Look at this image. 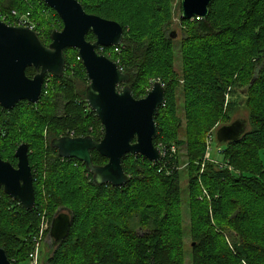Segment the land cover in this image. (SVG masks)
<instances>
[{
  "label": "trees",
  "instance_id": "obj_1",
  "mask_svg": "<svg viewBox=\"0 0 264 264\" xmlns=\"http://www.w3.org/2000/svg\"><path fill=\"white\" fill-rule=\"evenodd\" d=\"M36 1L50 10L41 0ZM77 1L81 4L79 0ZM119 1L97 0L93 5L81 6L87 14L117 22L122 27L123 43L119 47V53L110 57L107 53L101 54L115 62L123 73L129 74L128 86L134 99L144 98L145 95L142 96L143 92H140V89L149 86L152 80L151 72L158 65L165 67V72L158 81L165 88V103L154 118L157 138L153 143L158 146L159 141L165 136V140L170 144L175 140V136L168 135L169 133L160 126L167 114L172 117L175 113L172 98V89L176 82L172 70V39L169 34L167 37L163 30L171 20L169 0H150L149 7L160 19L158 30L149 34H138L136 37L125 35V26L120 20L123 16L121 17L118 12V8L121 11L125 8L119 6ZM35 10L38 9L34 7ZM208 10L205 19L181 20V25L187 29L183 39L185 51L187 47H191L190 50L193 52L198 45L211 50L214 45L221 44L223 50H231L230 56H235L234 54L239 52L243 55V60L250 63L247 65L251 66L250 81L247 85L251 87L258 85L264 92V0H211ZM9 11L28 13L31 20L38 25L40 32L38 38L47 46L54 30L44 29L42 25L44 20L36 17L31 7L19 10L16 0H0V13ZM86 40L94 41V37L89 34ZM192 55L186 53L184 59L186 72L182 80L186 93L192 97L198 95L199 102L210 106L215 112H221L225 87L233 74H230L228 68L224 78L220 79L221 71L226 67L219 66L215 70L213 65L205 63L204 59L194 61ZM227 58L228 56L224 59ZM64 59L66 64L63 76L61 78L47 76L44 84L46 88L42 89V96L37 105L20 102L11 111L0 108V111L10 114L12 120L6 128L4 125L0 126V142L4 143L9 139L10 133L14 134L13 125L18 118L23 120L27 113L33 114V110L41 104L48 108L42 116L46 140L41 139L40 152L35 150V146L27 144L35 207L31 211H26L0 191V207H4L2 211L4 214H0V248L5 251L12 264L27 263L32 248L31 240L40 222L41 213L47 212L48 220L51 222L53 215L59 209H64L73 216L69 234L49 255H44L42 263L44 261L45 264H182L180 198L173 160L164 156L161 161L150 163L140 156H125L122 167L128 176V182L122 188H113L109 185H95L84 165L74 160L59 158L51 147L50 142L53 139L70 134L72 137H91L96 142L103 137V127L85 102L88 80L81 63L77 61L76 51L65 50ZM188 60L191 61L190 64ZM228 60L229 58L225 61ZM25 74L32 78L35 72L28 68ZM252 80L253 84L250 85ZM81 85L84 86V93L80 91ZM164 121L168 122L165 119ZM206 128L197 129L195 142H192L193 139L192 143H189L190 147H193L189 154L191 161L203 157L204 146L200 145L199 137ZM250 143L264 146V121L257 130L245 132L237 142L227 143L230 149L224 150L225 155L222 158L226 169H218L208 164L207 170L202 172L199 180L202 185L197 182L196 172L191 176L189 200L192 207L202 196L205 188L207 194L199 203L206 207L204 215L200 221L193 220L192 224L194 229L191 235L194 243L191 250L192 264H239V262L264 264V218H259L257 210L250 207L255 203L264 204V167L259 153L253 152ZM227 151L230 152V159ZM233 154L237 158L235 160L237 168L241 169L239 175L227 169L228 164L233 163ZM0 157L13 166L16 165L14 155ZM91 158L95 166L107 163V160L95 151L91 153ZM74 171L78 173L74 180L77 184L76 192L80 194V189L84 188L89 196L83 197L80 201L82 205L78 208H69L65 203L67 194L64 197L60 195L59 190L73 180L70 177ZM155 186L161 187L162 197L159 202L142 196L143 191ZM195 192L198 194L195 195ZM74 202L77 203V200ZM97 206L104 208L106 211L104 213H107L98 222L117 218L122 220L123 224L110 229V234L101 232L102 230L95 224L82 226L81 230H78L81 219L82 221L88 218L94 221V218L97 219L95 213ZM5 212L11 214L9 217L12 222L9 223L14 228L7 225ZM133 224L141 229L145 228L147 233L137 235ZM175 224H178V232L174 228ZM226 237L233 243L236 257L229 250Z\"/></svg>",
  "mask_w": 264,
  "mask_h": 264
},
{
  "label": "water",
  "instance_id": "obj_2",
  "mask_svg": "<svg viewBox=\"0 0 264 264\" xmlns=\"http://www.w3.org/2000/svg\"><path fill=\"white\" fill-rule=\"evenodd\" d=\"M41 1L56 13L63 25L61 31L51 33L47 46L27 27L8 26L0 21V108L11 111L20 102L37 105L45 78H61L66 64L64 51L75 50L88 80L85 102L103 127V137L96 142L91 137L62 136L53 139L50 145L59 158L84 165L95 185L122 188L128 182L122 167L125 156H140L150 163L161 160L160 148L153 143L157 138L154 118L164 106L165 88L156 81L144 98L134 99L128 86L129 74L98 51L100 47H120L122 27L117 22L87 14L77 0ZM180 4L181 19L191 21L207 17L211 0H181ZM89 34L94 41L86 40ZM175 36V32L169 33L170 39ZM28 68L35 72L32 78L25 74ZM246 128L245 121H234L217 130L216 141L235 143ZM93 151L107 163L93 165ZM14 157L15 166L0 157V191L24 210L31 211L35 207V195L28 146L20 144ZM72 220V214L64 209L53 215L48 232L49 253L67 238ZM0 264H12L1 248Z\"/></svg>",
  "mask_w": 264,
  "mask_h": 264
},
{
  "label": "rangeland",
  "instance_id": "obj_3",
  "mask_svg": "<svg viewBox=\"0 0 264 264\" xmlns=\"http://www.w3.org/2000/svg\"><path fill=\"white\" fill-rule=\"evenodd\" d=\"M83 5H93L97 3V0H79ZM118 1V0H117ZM181 0H169V12L171 20L167 27H163L166 36L168 37L169 32H175L176 36L171 40L172 42V70L173 74H175L174 87L172 89L173 102L175 113L174 115L167 116L164 118L166 121H162V128H164L170 136H175V140L168 144L167 140H165V136L162 137V140L159 141L157 147L161 149V152L164 156L173 160L175 163V171L177 172V180H178V188H179V198H180V208H179V230L182 235L181 244H182V264H192V253L191 250L194 247V243H192L191 235L194 231L192 229L193 220H199L202 218L205 212V206L201 205L204 197H199V199L194 202V207H192L191 200H189V195L191 194L189 189V182L191 176L194 172L197 173V182L202 176V172H205L208 168V164H212L216 166L218 169L223 168L226 169V165L222 163V158L224 154V150L228 148L227 144H218L216 141V132L219 128L230 125L234 121L240 120L245 121L247 128V132H252L257 130L258 127H261V122L264 121V92L260 90L258 85L253 87L248 86L251 73V66H248L246 60H243V55L236 52L235 56H230L231 50H223L221 48V44L214 45L211 50L203 49V45L197 46L193 52H191V47H187L186 51L183 46V39L187 34V29L181 25ZM150 5V0H120L119 6H124V10L121 11L118 8V12L120 16L123 18L120 19L125 26L124 32L127 37H136L138 34H149L158 30V21L160 19L154 14ZM16 6L18 9L30 8L32 9L34 15L42 20L44 25V29L46 30H54L61 31L63 28L62 22L56 15V13L47 8H44L41 3L36 0H16ZM34 7L38 10L34 11ZM192 21V20H191ZM43 29V30H44ZM50 43V42H49ZM48 43V44H49ZM47 44V45H48ZM219 47V48H218ZM191 49V50H190ZM229 52V53H228ZM193 54V60L198 62L204 59V62L209 65H213V67L218 68L219 66L226 67L225 70L221 71L220 79H223L226 75V70L229 68L230 74H233L232 77L228 80V85L225 87L224 92V101L221 112H215L213 108L208 105L202 104L198 101V95L193 96L191 94H187L184 88L182 77L185 74V54ZM113 55V54H110ZM228 56V62L224 59ZM110 57V56H109ZM109 59V58H108ZM191 61L188 60V64ZM165 67L162 65H158L150 75V79L152 78L149 86H145L140 89V92H143L142 96H146L147 92L150 90L154 81H160V77H162V73L165 72ZM204 70V69H203ZM227 80V79H226ZM251 87V88H249ZM80 91L84 93V86H80ZM140 96V97H142ZM144 96V97H145ZM45 104H41L37 108L33 110V114H26L25 118H18L13 127L15 128L14 134L10 133V137L7 142H0V155L4 157L12 156L15 153V149L21 143L23 144H31L35 146V150L40 152L39 143L41 139L46 140V132L45 126L42 121V116L45 115L47 107ZM5 111V110H4ZM12 123L11 115L0 111V126L4 125L8 126ZM16 126V127H15ZM207 127V128H206ZM205 129L204 133L199 137L200 145L204 148L202 159L198 158L195 161H191L189 158L190 152H192V148L189 143L194 139L195 142V133L198 131L197 129ZM212 134L213 140H209L211 152L210 159L206 160V146H207V138ZM191 142V143H192ZM252 145V143H250ZM253 152L255 154L259 153V158L262 163V167H264V146H255L252 145ZM218 150L220 153L218 154ZM227 156L230 159V152L227 151ZM235 155H232L233 163L228 164L229 171L236 172L237 175L241 174V169L237 168V164L235 163ZM136 159H134L135 161ZM133 161V163H134ZM229 162V160H228ZM130 163H128L129 166ZM197 169V170H196ZM216 169V168H215ZM245 172V171H242ZM78 175L77 171L71 175L70 178L73 180L69 183L68 186H62L59 190L60 195L66 196L67 200L65 201L67 207L78 208L81 206L80 201H82L83 197H88L89 193L84 189H80V194H78L75 190L77 184L74 183L75 176ZM60 187V186H59ZM206 189V188H205ZM204 189V190H205ZM79 190V189H78ZM212 191V190H211ZM58 192V190L56 191ZM87 193V195H85ZM198 194V193H197ZM195 192V195H197ZM142 196L145 198H149L159 202L162 197L161 187L155 186L154 188H150L148 190L143 191ZM56 198V196H55ZM77 200V203L74 200ZM109 200V199H107ZM196 206V207H195ZM229 206V203L226 204V207ZM253 209L257 210L259 218H264V204L250 205ZM95 207V213L97 215V219L92 220L91 218L80 220L78 230H81L82 226H90L97 225L101 232H106L110 234V229L116 226H121L123 224L122 220L117 218H109L108 220H104L102 222H98L100 219L105 217L107 213L104 208ZM100 209V210H99ZM4 210V207H0V214ZM41 215L47 217L48 213L42 212ZM11 214L5 212V218H7V225L9 228H14L10 223L12 220L10 219ZM4 222V221H2ZM10 222V223H9ZM84 222V223H83ZM178 223V222H177ZM125 224H127L125 222ZM134 225V224H133ZM178 224H175L174 228L177 230ZM137 235L141 236L147 233L145 228L141 229L136 224L133 226ZM255 228V227H254ZM227 238V237H226ZM229 245L227 244L229 250L236 257V252L233 247V243L229 238H227ZM50 241L48 236L45 240L41 242L39 249V264L42 263V259L44 255H47L49 252L48 246L50 245ZM124 245V244H123ZM125 248V247H124ZM125 250V249H124ZM23 259V258H22ZM21 259V260H22ZM28 263V262H27ZM24 262L23 264H27ZM239 264H244L243 262H239Z\"/></svg>",
  "mask_w": 264,
  "mask_h": 264
},
{
  "label": "built area",
  "instance_id": "obj_4",
  "mask_svg": "<svg viewBox=\"0 0 264 264\" xmlns=\"http://www.w3.org/2000/svg\"><path fill=\"white\" fill-rule=\"evenodd\" d=\"M198 19V18H197ZM0 21L5 23L8 26H14V27H27L28 29H30L31 31H34L37 36H39V30H38V25L36 24V22L34 23L31 18L30 15L28 13L25 14H19L16 11H9V12H2L0 13ZM109 51H107L106 48L100 47L98 49V51L100 53L104 52L107 53L108 56H110V54H118L119 53V47H112L108 49ZM77 61L80 62L79 57L77 56ZM121 70V69H120ZM43 88H46V86H43ZM68 137H72V134H70ZM209 140H213L212 134H210L207 138V146H206V160L210 159V152H211V148H210V144H209ZM161 151V149H160ZM218 154L220 153V150L217 151ZM164 155L161 152V160L163 159ZM160 160V161H161ZM203 197L206 198L207 194L205 192V190H203ZM40 222L37 226V229L35 231V235L31 240V250L28 254V259H27V264H39V249H40V245L41 242L43 240H45L47 238V234L49 232V227H50V222L48 219H46V217H44L43 215L40 216Z\"/></svg>",
  "mask_w": 264,
  "mask_h": 264
},
{
  "label": "bare ground",
  "instance_id": "obj_5",
  "mask_svg": "<svg viewBox=\"0 0 264 264\" xmlns=\"http://www.w3.org/2000/svg\"><path fill=\"white\" fill-rule=\"evenodd\" d=\"M46 79H47V77L45 78V81H46ZM45 81H44V84H45ZM44 84H43V86H44ZM71 138V137H70ZM74 138V137H73ZM47 218V217H46Z\"/></svg>",
  "mask_w": 264,
  "mask_h": 264
},
{
  "label": "flooded vegetation",
  "instance_id": "obj_6",
  "mask_svg": "<svg viewBox=\"0 0 264 264\" xmlns=\"http://www.w3.org/2000/svg\"><path fill=\"white\" fill-rule=\"evenodd\" d=\"M14 27V26H13ZM34 32V31H33ZM35 33V32H34ZM36 34V33H35ZM37 35V34H36ZM48 79H50V78H48ZM0 133H1V130H0Z\"/></svg>",
  "mask_w": 264,
  "mask_h": 264
}]
</instances>
